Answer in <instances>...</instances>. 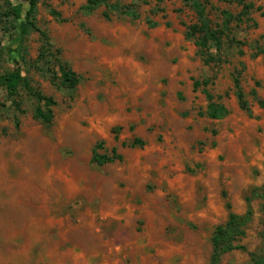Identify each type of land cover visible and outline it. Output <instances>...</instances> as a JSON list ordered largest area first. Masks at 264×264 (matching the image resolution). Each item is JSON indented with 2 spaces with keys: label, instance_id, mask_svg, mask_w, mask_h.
Segmentation results:
<instances>
[{
  "label": "rangeland",
  "instance_id": "obj_1",
  "mask_svg": "<svg viewBox=\"0 0 264 264\" xmlns=\"http://www.w3.org/2000/svg\"><path fill=\"white\" fill-rule=\"evenodd\" d=\"M87 1L40 0L36 13L52 54L79 77L72 93L52 84L54 58L26 24L28 5L0 0V71L19 68L57 102L46 127L24 90L17 110L0 87V264H209L215 229L246 212L254 189L264 194V0H246L254 9L226 29L243 7L199 0L226 32L213 49L221 61L207 65L186 38L198 16L185 0H108L138 14L109 20L105 5L86 13ZM210 103L228 116L207 117ZM113 149L121 161L93 163ZM252 208L246 251L221 264L264 258V197Z\"/></svg>",
  "mask_w": 264,
  "mask_h": 264
},
{
  "label": "trees",
  "instance_id": "obj_2",
  "mask_svg": "<svg viewBox=\"0 0 264 264\" xmlns=\"http://www.w3.org/2000/svg\"><path fill=\"white\" fill-rule=\"evenodd\" d=\"M28 6L25 13V21L28 27L32 30H36L35 26L36 13L40 0H22ZM195 10L198 16V24L190 27L186 33V38L194 41L198 48V54L202 61L207 65L212 62H220L221 59L213 54V49L217 51L222 49V38L226 32L228 24L234 20L241 21V17H247L250 14V10L254 9L253 4H247L246 0H236V2L243 7V11L240 16H233L226 14V21L224 29L216 30L211 26L210 20L206 16V9L203 3L199 0H185ZM105 5L107 11L104 12L106 19L111 18V13H119L134 19L138 18V14L128 6L110 5L108 0H88L87 4L82 8L86 13L91 14L96 9ZM22 4L12 7L9 12L5 14V17L10 22H18L22 18ZM54 16L60 15L56 12H52ZM4 23V22H3ZM46 41L47 53L51 54L54 58L53 63L56 67V71L50 68L52 72L51 82L59 89L67 90L75 93L80 83L78 75L72 70L68 62L64 61L60 55L61 52L57 51L56 54H52L51 45L49 43L46 34L41 33ZM51 63V62H50ZM0 87L4 88L7 93V99L12 105L17 106V110H20L21 102L17 101L20 90H24L29 97L35 100L36 107L34 110V118L42 123L44 126L49 127L54 121V107L57 102L53 97L46 96L39 90L35 89L30 80L23 75V72L17 68L12 72L0 71ZM236 96L238 98L240 107L243 110H248L247 103L245 101V93L243 92L238 79L235 80ZM209 100H212V96L207 94ZM260 106L264 108V101L260 102ZM4 105H0V108ZM229 111L222 105L210 103L206 112V116L213 120H221L227 117ZM137 145L143 146V143L139 140H135L130 144L131 147ZM102 147V144H101ZM122 157L117 154L116 149L112 150V155L98 154L94 152L93 163L97 166H103L106 164L114 163L115 161H121ZM261 189H254L250 196L246 198L247 210L244 214L230 213L228 220L225 224L218 226L215 229L212 238V255L209 264H221L222 258L234 251H246V248L240 244L242 238L246 236L247 226L253 219L252 202L254 199L264 197V194H260ZM230 208V206H228ZM253 264H264V258L257 256L255 253H249Z\"/></svg>",
  "mask_w": 264,
  "mask_h": 264
}]
</instances>
